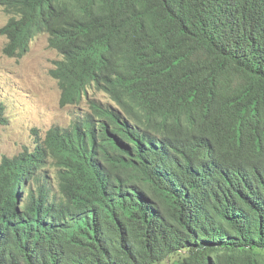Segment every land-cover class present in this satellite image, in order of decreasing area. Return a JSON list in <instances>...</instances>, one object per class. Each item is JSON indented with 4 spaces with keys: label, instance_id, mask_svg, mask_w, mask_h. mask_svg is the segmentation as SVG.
<instances>
[{
    "label": "trees",
    "instance_id": "1",
    "mask_svg": "<svg viewBox=\"0 0 264 264\" xmlns=\"http://www.w3.org/2000/svg\"><path fill=\"white\" fill-rule=\"evenodd\" d=\"M0 6L74 107L0 160V264H264V0Z\"/></svg>",
    "mask_w": 264,
    "mask_h": 264
},
{
    "label": "rangeland",
    "instance_id": "2",
    "mask_svg": "<svg viewBox=\"0 0 264 264\" xmlns=\"http://www.w3.org/2000/svg\"><path fill=\"white\" fill-rule=\"evenodd\" d=\"M10 15L0 6V27ZM6 37L0 34V104L6 108L10 123L0 125V160L13 157L32 147L34 128L44 135L55 125L68 126L72 121L73 106H61V89L50 72L61 56L49 45L48 34L38 35L30 50L22 57L4 53ZM91 96L110 101L109 96L92 89ZM86 98L81 108H87ZM51 174L55 175L52 167Z\"/></svg>",
    "mask_w": 264,
    "mask_h": 264
},
{
    "label": "clouds",
    "instance_id": "3",
    "mask_svg": "<svg viewBox=\"0 0 264 264\" xmlns=\"http://www.w3.org/2000/svg\"><path fill=\"white\" fill-rule=\"evenodd\" d=\"M6 25V24H5ZM3 27V26H2ZM1 28V27H0ZM41 34H43V33H41ZM47 34V33H46ZM40 35V34H39ZM4 36V35H3ZM48 37H49V35H48ZM6 40H7V38H6ZM35 40V39H34ZM33 40V41H34ZM32 41V42H33ZM7 42V41H6ZM50 45V44H49ZM5 47V46H4ZM51 47V46H50ZM51 48H53V47H51ZM53 49H55V48H53ZM5 53V52H4ZM59 53V52H58ZM60 54V53H59ZM8 56V55H7ZM61 56V58L60 59H62L63 58V56L62 55H60ZM60 59H58V60H60ZM58 60H56V61H58ZM56 61H55V66L53 67V68H55L56 67ZM52 68V69H53ZM50 74H51V72H50ZM52 76V75H51ZM53 77V76H52ZM54 78V77H53ZM55 79V78H54ZM55 80H57V79H55ZM57 82H58V85H59V87H60V89H61V100H62V88H61V86H60V84H59V81L57 80ZM92 89H90V91H91ZM89 95L91 96V92H89ZM86 98H88L89 99V96L87 97V96H85V98H84V100H86ZM61 100H60V102H61ZM83 100V101H84ZM4 108L3 109H1L0 111L2 112V117H3V119L5 120L4 121V123L5 124H9L10 123V120H9V117L6 115V108H5V106L3 105V104H1ZM81 105H82V103H81ZM80 105V106H81ZM62 107H65V106H62ZM72 120H73V115H72ZM72 124V121H71V123H70V125ZM70 125H68V126H63V125H55V126H60V127H69ZM55 126H53V127H51L44 135H42V134H40V129H38V128H34L32 131H33V133H34V130H37L38 131V133H39V135L41 136V137H43V138H45V137H47V134H48V132L49 131H51ZM34 135H35V133H34ZM36 136V135H35ZM20 154V153H19ZM18 154V155H19ZM50 167L51 166H49L48 167V170L51 172V170H50ZM54 169V168H53ZM55 170V169H54Z\"/></svg>",
    "mask_w": 264,
    "mask_h": 264
},
{
    "label": "bare ground",
    "instance_id": "4",
    "mask_svg": "<svg viewBox=\"0 0 264 264\" xmlns=\"http://www.w3.org/2000/svg\"><path fill=\"white\" fill-rule=\"evenodd\" d=\"M3 124H5V123H3ZM0 125H1V123H0Z\"/></svg>",
    "mask_w": 264,
    "mask_h": 264
}]
</instances>
